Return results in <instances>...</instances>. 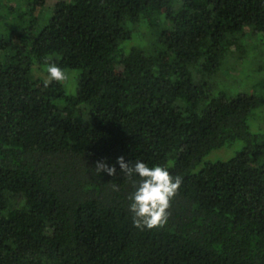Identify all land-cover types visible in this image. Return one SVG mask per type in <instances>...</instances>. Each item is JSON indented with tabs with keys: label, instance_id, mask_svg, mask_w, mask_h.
I'll return each instance as SVG.
<instances>
[{
	"label": "trees",
	"instance_id": "1",
	"mask_svg": "<svg viewBox=\"0 0 264 264\" xmlns=\"http://www.w3.org/2000/svg\"><path fill=\"white\" fill-rule=\"evenodd\" d=\"M255 111L264 0H0V264H264ZM119 157L182 177L164 227Z\"/></svg>",
	"mask_w": 264,
	"mask_h": 264
},
{
	"label": "clouds",
	"instance_id": "2",
	"mask_svg": "<svg viewBox=\"0 0 264 264\" xmlns=\"http://www.w3.org/2000/svg\"><path fill=\"white\" fill-rule=\"evenodd\" d=\"M46 72L45 87L52 81L68 79L65 71L56 64H48ZM116 165L134 189L129 196L133 226L140 230L164 227L168 222L171 201L181 187L182 177L172 176L167 168L159 165L149 167L141 161L126 163L124 157H119ZM94 170L97 175L104 172L110 177L116 176V167L103 161H98ZM112 187L114 191L119 190L115 182H112Z\"/></svg>",
	"mask_w": 264,
	"mask_h": 264
},
{
	"label": "rangeland",
	"instance_id": "3",
	"mask_svg": "<svg viewBox=\"0 0 264 264\" xmlns=\"http://www.w3.org/2000/svg\"><path fill=\"white\" fill-rule=\"evenodd\" d=\"M250 63H246L244 62V64H240L238 65L237 68V73H239L240 75L238 77H236L237 79H239V81H243L244 82V76L246 74V72H248V70L250 69ZM241 77V78H240ZM249 123L252 127H256L257 125H259V123H263L264 124V113H260L259 111H255L249 118ZM215 154H211L210 156H213Z\"/></svg>",
	"mask_w": 264,
	"mask_h": 264
}]
</instances>
